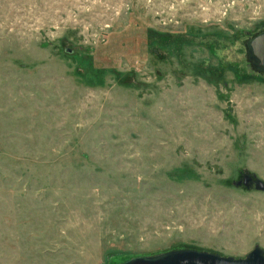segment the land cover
<instances>
[{
  "label": "rangeland",
  "instance_id": "1",
  "mask_svg": "<svg viewBox=\"0 0 264 264\" xmlns=\"http://www.w3.org/2000/svg\"><path fill=\"white\" fill-rule=\"evenodd\" d=\"M263 32L264 0H0V264L264 252Z\"/></svg>",
  "mask_w": 264,
  "mask_h": 264
},
{
  "label": "water",
  "instance_id": "2",
  "mask_svg": "<svg viewBox=\"0 0 264 264\" xmlns=\"http://www.w3.org/2000/svg\"><path fill=\"white\" fill-rule=\"evenodd\" d=\"M248 45L251 59L254 60L256 68L264 72V32L251 40ZM250 181H252V177L247 176L243 181H239L238 185L242 182L247 185ZM256 185L261 191H264L263 182L257 181ZM125 264H264V252L259 248H255L245 259L237 260L231 257L223 258L211 253L182 251L153 258L133 259L126 261Z\"/></svg>",
  "mask_w": 264,
  "mask_h": 264
},
{
  "label": "flooded vegetation",
  "instance_id": "3",
  "mask_svg": "<svg viewBox=\"0 0 264 264\" xmlns=\"http://www.w3.org/2000/svg\"><path fill=\"white\" fill-rule=\"evenodd\" d=\"M257 37V36H256ZM256 37H254V38H256ZM254 38H252L251 40H253ZM251 40H249V42L251 41ZM249 42H248V44H249ZM251 182V181H250ZM244 184V183H243ZM250 184V183H249ZM248 185V184H247Z\"/></svg>",
  "mask_w": 264,
  "mask_h": 264
},
{
  "label": "trees",
  "instance_id": "4",
  "mask_svg": "<svg viewBox=\"0 0 264 264\" xmlns=\"http://www.w3.org/2000/svg\"><path fill=\"white\" fill-rule=\"evenodd\" d=\"M122 260H124V259H121V260H119V261L121 262Z\"/></svg>",
  "mask_w": 264,
  "mask_h": 264
}]
</instances>
